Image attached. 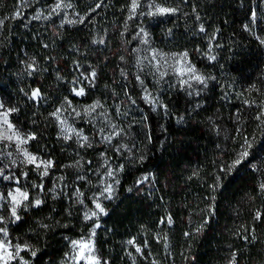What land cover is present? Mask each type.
I'll return each mask as SVG.
<instances>
[{
    "label": "rangeland",
    "instance_id": "1",
    "mask_svg": "<svg viewBox=\"0 0 264 264\" xmlns=\"http://www.w3.org/2000/svg\"><path fill=\"white\" fill-rule=\"evenodd\" d=\"M58 2L53 0L44 4L40 0H19V17L14 18V14L0 18L4 21L0 25V114L15 109L8 112V120L21 137L34 136L22 147L37 158L35 163H28L15 140L0 141V217H3L0 228L8 232V225L16 221L11 215L9 193L21 200L18 216L20 210L28 209L36 205L37 200L42 202L44 197L51 195L66 202L72 217L79 216L81 223L90 222L81 236L66 237L68 248L60 259L61 264H75L70 259L76 254L72 247L74 240H92L95 255L102 264H139L141 242L155 231L165 234L163 224H170V217L157 193V179L150 167L121 189L127 173L140 165L147 167L150 160L154 139L147 131L149 115L152 114L158 124L156 137H163L171 115L164 104V96L176 90L183 92L188 108L193 112L212 110L205 118L214 131L213 138L225 164L223 168L228 170L238 158L247 139L252 145L248 149L249 156L228 171L252 168L264 179V117L257 119L264 112V92L258 101L245 98L232 106L228 102L229 90L215 79L211 71L197 65L198 61H206L212 56L216 28L209 23L186 30L182 36L170 35L165 46L157 45L150 32V23L165 15L193 16L187 9L191 0H139L136 13L131 15L129 10L124 26L118 30H110L99 22L104 0H62L65 6L53 12ZM232 2L236 3L239 14L247 11V0ZM69 4L71 7L66 6ZM155 5L177 11L148 15L155 10ZM20 20L43 39L50 38L65 25H83L91 32L93 44L107 50V58L115 60L112 70L118 73L105 84L100 82L96 68L88 64L76 65L71 70L72 77L62 81L66 93L59 89L58 96H61L56 97L60 98L59 101L55 105L44 104L46 114L51 118L57 157L46 148L48 130L42 140L33 131L37 105L31 91L37 73L35 56L32 50L22 45L19 37L12 39L8 35L9 30H13L12 24H18ZM68 20L73 23L66 22ZM246 26L244 23L241 28V38L251 32ZM182 53L187 56L182 58ZM187 68H194L195 75L203 77L204 83L198 82L187 71L180 74V69ZM161 73L165 74L161 76ZM182 80L187 83L181 84ZM80 89L84 94L76 95ZM96 102L99 106L89 111V106ZM57 109H60L59 113L53 115ZM174 119L177 124L184 120ZM48 162L51 163L45 168ZM109 171L112 176L108 175ZM109 185L112 187L111 198L105 192ZM16 189L27 193V199ZM96 203L103 207V213L96 208ZM93 212L97 214L93 216ZM86 214L90 219H85ZM155 220H158L156 227L153 226ZM79 228L81 231V225ZM0 239H6L13 246L18 244L12 241L9 232L7 238L0 233ZM130 240L133 243L130 244ZM137 247L140 252L136 251ZM16 260L20 258L10 264Z\"/></svg>",
    "mask_w": 264,
    "mask_h": 264
},
{
    "label": "trees",
    "instance_id": "2",
    "mask_svg": "<svg viewBox=\"0 0 264 264\" xmlns=\"http://www.w3.org/2000/svg\"><path fill=\"white\" fill-rule=\"evenodd\" d=\"M40 1L47 4L53 0ZM103 4L100 24L110 30L121 29L131 0H104ZM247 4V11L241 15L232 0H191L187 9L193 16L165 15L150 23L152 37L160 46L170 41V35L182 36L201 23L216 28L214 59L198 61L197 65L211 71L229 90L232 106L245 98L258 101L264 92V44L258 39L264 38V0H247ZM17 10L19 0H0V18L13 16ZM244 23L251 32L241 38ZM25 26L23 20L13 23L8 35L19 37L34 53L37 73L31 91L39 90V96L35 98L32 127L41 140L48 130L46 148L57 157L45 105L59 101V89L66 93L63 79L68 81L78 64L96 68L104 84L118 72L112 70L114 58H107V50L93 44L91 32L83 25H65L46 40L31 31V26ZM186 99L179 90L164 96L171 115L161 138L156 137L158 124L149 115L147 131L154 139L150 160L147 167L140 165L128 172L121 185L123 190L150 167L157 179L158 196L171 219L169 225L163 224L165 234L155 231L141 242L139 264H230L233 253L234 264H264V193L259 188L264 179L252 168L242 167L231 173L223 168L214 131L205 118L212 110L193 112ZM174 117L184 120L177 124ZM19 217L7 229L12 241L28 246L20 252L27 264H61L68 248L66 237L81 236L90 226V222L81 223L79 216L72 217L63 199L51 195L39 205L20 210ZM157 224L155 220L153 226ZM80 225L82 230L78 231Z\"/></svg>",
    "mask_w": 264,
    "mask_h": 264
},
{
    "label": "snow or ice",
    "instance_id": "3",
    "mask_svg": "<svg viewBox=\"0 0 264 264\" xmlns=\"http://www.w3.org/2000/svg\"><path fill=\"white\" fill-rule=\"evenodd\" d=\"M62 0H59V2L55 5L53 8V12L58 11L61 7H63ZM67 7H71V5H66ZM139 7V0H132L131 5H130V13L131 15H134L136 13L137 8ZM154 11H150L148 15L153 16V15H165L168 13H174L177 11L175 8H166L162 7L160 5H155L154 6ZM21 15L20 11L17 10V12L14 15V18H17ZM131 15L129 16V19H131ZM39 18V17H35ZM82 19V18H81ZM68 23H73V21L68 20L66 21ZM4 23L3 20H0V25ZM247 27V26H246ZM203 30V29H202ZM260 40L261 44H264V38L258 37ZM175 55V54H174ZM182 58L187 56V53H182L180 54ZM155 59V56H153ZM210 59H214V57H210ZM139 63V61L137 62ZM177 63H180V61H177ZM180 74L182 75L185 71L188 73H191L193 78L196 79L200 83H204V79L201 76L195 75V69L194 68H187V69H180ZM165 73H161V76H163ZM95 75V73H93ZM187 83V81H181V84ZM75 91V90H74ZM84 90L80 89L79 91L76 92V95H83ZM39 96V90H34L32 93L33 98H37ZM147 99V97H146ZM97 106H99V102H96L95 104L89 106V111L94 110ZM2 107V105H0ZM10 111H15V109H10ZM60 109H57L56 113H53V115H57L59 113ZM8 112H4L3 114H0V141H13L15 140L17 148L23 153L25 160L28 163H35L36 157L32 156L30 153L27 152L26 149L22 147V145L26 144L29 139H33L34 136H29L27 138L21 137L20 133L15 130L14 126L10 123L8 120ZM264 117V112H262L260 115L257 116V119H261ZM6 126V127H5ZM69 131H71L69 129ZM66 139L68 137H65ZM86 139V138H85ZM251 144L247 139L244 141V145L242 146V150L238 153V158L233 161V163L229 166L228 170L230 171L232 168H235L236 165H239L242 161H244L248 156H249V151L248 149L251 148ZM43 163V162H42ZM51 162H48V165H50ZM40 165H37L39 168ZM46 174V170H45ZM109 176H112L113 173L111 171L108 172ZM5 179H8V177H5ZM219 179V178H218ZM259 188L262 193H264V182H261L259 185ZM17 193H20L19 189H16ZM105 192L109 193V198H111V192H112V187L109 185L105 188ZM9 196L11 197L12 201V208H11V215L16 218V220H19L20 217L17 215V208L21 205V200L17 198L16 195H13L12 193H9ZM20 196H22L25 200L27 199V193H20ZM36 205H39L41 203L40 200H37ZM96 208L99 210V212L103 213L105 210L99 203H96ZM97 213L93 212L92 215L95 216ZM257 218H260V214L257 213ZM85 219H90V217L86 214ZM3 220V217H0V221ZM171 222V219L169 218V223ZM99 225H97L98 227ZM200 229H197L199 231ZM0 233L3 234L5 238L8 236V232L5 228H0ZM95 235V232L93 230V236ZM188 235V233H186ZM129 243H133V241H129ZM72 247L74 250H76V254L72 255L70 259L75 262V264H79L80 261H84L85 264H102V262L99 260V258L95 255V247L94 243L92 240L88 241H72ZM28 246L27 245H11L10 242H6V239H0V264H10L11 261L20 258L22 264H27L26 261H23V258L20 257V252L23 250H27ZM14 249V250H13ZM137 252H140L141 249L137 247L136 249ZM32 255L35 256L36 252L33 251ZM67 255V254H66ZM235 261V253H233L232 256V262L230 264H234ZM103 264H107V262H103Z\"/></svg>",
    "mask_w": 264,
    "mask_h": 264
}]
</instances>
